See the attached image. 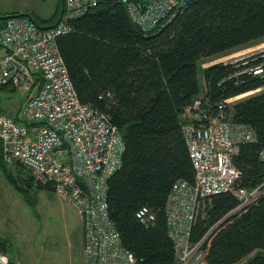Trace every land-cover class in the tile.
I'll list each match as a JSON object with an SVG mask.
<instances>
[{
    "label": "trees",
    "instance_id": "1",
    "mask_svg": "<svg viewBox=\"0 0 264 264\" xmlns=\"http://www.w3.org/2000/svg\"><path fill=\"white\" fill-rule=\"evenodd\" d=\"M60 4L58 0L50 18L32 15L39 24H51ZM71 23L73 29L60 35L57 45L77 95L102 110L124 141L121 165L107 179L109 217L137 264H172L164 201L176 179L194 181L181 115L202 93L216 101L264 86L259 76L241 85L219 84L228 70L222 63L199 68L204 58L264 38V0H185L170 18L148 30L131 20L126 0H98ZM229 113L256 134V141L242 142L234 157L241 170L239 184L254 187L264 177L258 155L264 146V88L233 101ZM15 166L26 180L20 181L5 164L2 170L17 191L28 183L51 188L36 182L24 166ZM142 204L156 212L147 225L135 216ZM237 204L230 191L198 199L190 239L202 237L207 264H232L245 257L244 264H264V193ZM0 254L7 257L6 264H14L12 242L3 236Z\"/></svg>",
    "mask_w": 264,
    "mask_h": 264
},
{
    "label": "built area",
    "instance_id": "2",
    "mask_svg": "<svg viewBox=\"0 0 264 264\" xmlns=\"http://www.w3.org/2000/svg\"><path fill=\"white\" fill-rule=\"evenodd\" d=\"M97 1L64 0L59 21L47 28L26 16L0 19V89L10 87L25 96L21 120L0 104V144L6 161L24 166L36 182L50 186L57 198L79 212L84 264H137L109 217L106 199L107 179L122 162V135L102 110L79 99L57 45V38L73 29L72 20ZM184 2L126 0V10L134 23L148 30L165 16L170 18ZM213 63L228 66L219 84L241 85L249 77H264V41L208 65ZM259 89L216 101L202 93L184 108L181 133L194 181L176 179L164 201L175 255L172 264H207L202 237L190 239L199 198L230 191L240 207L264 193V177L254 187L239 184L241 170L234 157L242 142L256 141V134L250 125L231 120L229 113L233 101ZM258 155L264 161V146ZM135 216L147 225L156 212L142 204Z\"/></svg>",
    "mask_w": 264,
    "mask_h": 264
},
{
    "label": "rangeland",
    "instance_id": "3",
    "mask_svg": "<svg viewBox=\"0 0 264 264\" xmlns=\"http://www.w3.org/2000/svg\"><path fill=\"white\" fill-rule=\"evenodd\" d=\"M57 7L58 0H0V13L28 11L41 18H50L56 13ZM262 41H264V38L251 42L249 45L204 58L200 61L199 66L201 67L199 68L207 66L213 59L230 55L238 50L256 45ZM198 76L200 81H202L200 69L198 70ZM262 88H264V86L261 87V89ZM201 89H203L202 83ZM247 94L250 93H246L242 96H246ZM24 103L25 96L20 94L16 89L10 87L7 89H0V104L8 113L19 120L23 118L22 109ZM4 164L12 170L20 181L26 180L25 177H27V175L21 172L20 167L15 166V163L10 164L4 159L0 144V200L3 202L4 206L7 205L8 212L13 215L14 207H18V202L14 200L13 202L15 203H13L10 199H12V194L14 195L16 189L6 178L2 170ZM24 187V190L20 193L22 196L25 194L26 199L33 205L28 203L33 213L24 203L21 195L16 192V196L20 202L19 208L21 210V216L24 219L23 221L28 223L30 218L33 219L37 228L42 230L41 236H38L39 241H48L51 245L49 248L50 256L47 261H44L42 264H84L82 255L83 240L81 239L82 223L81 216L76 208L70 203L57 198L51 188H38L32 183L25 184ZM6 191L9 192V200L7 199ZM245 260L246 257L239 262L244 264Z\"/></svg>",
    "mask_w": 264,
    "mask_h": 264
},
{
    "label": "crops",
    "instance_id": "4",
    "mask_svg": "<svg viewBox=\"0 0 264 264\" xmlns=\"http://www.w3.org/2000/svg\"><path fill=\"white\" fill-rule=\"evenodd\" d=\"M200 83H202L204 86L203 79L200 81ZM15 191L21 195L20 192L17 190ZM6 192L7 199L9 200V192ZM16 192H14V195L12 194V199H10L11 202L14 200L18 202V207H14L13 215L8 212L7 205L4 206L3 202L0 200V236L11 240L13 245L14 264H42L44 261H47L48 257L50 256V242L39 241L38 236H41L42 230L37 228L33 219L30 218L28 223L23 221L24 219L21 216V210L19 208L20 202L16 196ZM21 197L24 203L30 208L22 195ZM30 210L33 213L31 208Z\"/></svg>",
    "mask_w": 264,
    "mask_h": 264
},
{
    "label": "water",
    "instance_id": "5",
    "mask_svg": "<svg viewBox=\"0 0 264 264\" xmlns=\"http://www.w3.org/2000/svg\"><path fill=\"white\" fill-rule=\"evenodd\" d=\"M63 9H64V0H61V4H60V10H59V13L55 19V21L51 24H45V25H42V24H39L34 16L32 15V13L28 12V11H22V12H15V13H4V14H0V19H4V18H7L9 16H26L27 18H29L30 20L34 21L38 27L40 28H47V27H50V26H54L56 25V23L59 21L62 13H63ZM0 260L6 264V262L3 260V257L2 255L0 254Z\"/></svg>",
    "mask_w": 264,
    "mask_h": 264
}]
</instances>
